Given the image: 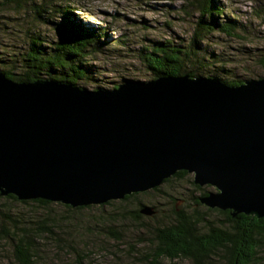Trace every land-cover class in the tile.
<instances>
[{"label": "water", "instance_id": "95a60500", "mask_svg": "<svg viewBox=\"0 0 264 264\" xmlns=\"http://www.w3.org/2000/svg\"><path fill=\"white\" fill-rule=\"evenodd\" d=\"M5 72L2 194L88 206L187 170L215 188L199 198L206 206L264 217V77L229 85L196 72L91 88Z\"/></svg>", "mask_w": 264, "mask_h": 264}, {"label": "trees", "instance_id": "16d2710c", "mask_svg": "<svg viewBox=\"0 0 264 264\" xmlns=\"http://www.w3.org/2000/svg\"><path fill=\"white\" fill-rule=\"evenodd\" d=\"M21 1L14 0V6ZM146 8L151 6L147 4ZM197 8L201 15L195 19L196 34L218 29L229 39L245 35L247 39L252 33L230 16L220 20L221 16L215 14L223 10L215 0H198ZM57 11L63 19L49 48L31 36L24 46L17 44L14 37L0 43V60L7 63L0 67L9 77L30 80L31 73L38 72L50 78L60 76L74 84L87 77L96 86L114 88L125 81H150L158 74L194 76L197 69H192L193 62L204 63L229 85L264 77V46L243 52L246 46L240 43L236 47L217 48L197 41L196 37L183 42L149 37L152 34L144 29L146 26H163V21L156 19L127 29L132 44L128 58L137 60V73L124 65L120 72H106V68L88 59V51L101 33L86 28L77 18L72 19L64 7ZM26 19L29 20L28 15ZM38 44L46 49L38 48ZM122 48L124 51L125 46ZM229 48H235L241 59L247 58L249 63L242 68L235 66L233 62L238 56L229 54ZM97 49L101 47L94 50ZM51 65L58 66L62 75L55 73ZM213 189L211 185L196 184L193 173L180 170L155 189L88 206L73 207L43 198L20 199L0 191V252L7 254L8 264H96L103 255H112L113 264H164L180 260L190 264H264V217L245 213L232 216L231 210L206 206L199 198ZM155 192L162 195L160 200H152L151 194ZM147 206L154 207L152 215L143 212Z\"/></svg>", "mask_w": 264, "mask_h": 264}, {"label": "rangeland", "instance_id": "374dc122", "mask_svg": "<svg viewBox=\"0 0 264 264\" xmlns=\"http://www.w3.org/2000/svg\"><path fill=\"white\" fill-rule=\"evenodd\" d=\"M0 1V43H4L9 38L14 37V41L17 44L24 46L29 40L24 31H28L31 37L43 42L49 48L50 44H52V39L54 40L57 37L59 29L55 23L46 25H42V23L52 22L57 19L58 7L56 4L46 5L42 0H23L15 7L14 0H9V2ZM58 1L65 4L67 9H72L78 15V21L95 28L96 32L101 33V35L96 36L98 39L97 43L88 51L91 53L88 59L91 63L93 62L95 65L106 68V72H120L124 65L126 69L137 73V60L128 58L131 54L132 44L130 45L129 43L130 37L127 29L135 28L139 22L143 23L153 19L162 20L163 22L160 25L164 22L167 23L165 28L146 26L144 29L150 32L149 34H152L149 37L163 36L165 38L179 39L182 42L196 37L197 41L206 44L211 43L217 48H227L230 45L236 47L240 43L246 46L243 52H248L251 47L264 46V0H215V2H218L216 4L223 10L222 13L219 11V13L215 14L221 16L219 17L220 20L230 16L233 22L241 21L244 28H246L245 31L252 32L251 35H247V39L244 38L246 35L241 36L242 40L241 37L239 39L235 37L229 39L225 33L219 32L218 29L204 34L200 32L196 34L198 28L195 24V19L201 14L194 0H111L103 5H99L96 0ZM191 2H194V5ZM147 4L152 9L146 8ZM19 5L22 6V9L19 8ZM15 8L16 10H14ZM3 15H7L8 18H3ZM27 15L29 16L28 21L26 19ZM8 19L10 20L8 21ZM180 21L184 28H182ZM145 30L142 29L141 31ZM97 46L101 47V49L94 50ZM119 46H125V50L117 51L115 47ZM227 52L238 56L236 62H233L235 66L242 68L243 64L249 63L247 58L245 60L241 59L242 55L240 56L235 48H229ZM3 64L7 63L0 60V65ZM191 67L192 69L196 68L197 73L200 75L219 77L218 74L211 73L213 70L210 67H206L204 63L199 65L193 62ZM227 73L221 72V74ZM111 74L114 75V73ZM128 74L125 72V76H128ZM79 83L83 86L88 85L91 88L97 87L87 77ZM161 196L158 192L151 194L152 200H160ZM144 203L151 205L147 200H144ZM119 250L123 252L122 247ZM112 258V255H103L102 258L97 259L96 264H113ZM8 263L7 254L0 252V264ZM164 264L190 263L186 260H180L165 261Z\"/></svg>", "mask_w": 264, "mask_h": 264}, {"label": "bare ground", "instance_id": "6f19581e", "mask_svg": "<svg viewBox=\"0 0 264 264\" xmlns=\"http://www.w3.org/2000/svg\"><path fill=\"white\" fill-rule=\"evenodd\" d=\"M43 1V3H45L46 5H53V4H56L57 5V7L60 9V11H62V8L64 7L65 8V12H66V14L68 15L69 14V16L72 18V19H74V18H78V15L77 14H75L74 12H73V10L72 9H67L66 8V5L65 4H62V2H56V3H52L51 1H49V0H42ZM97 1V3L99 4V5H103V4H105L107 1H111V0H96ZM216 3H218V2H216ZM38 13V12H37ZM201 14V13H200ZM4 18H8V17H6V16H4ZM177 18V17H176ZM63 18H62V16L59 14L58 16H57V19L56 20H53L52 22H43L42 23V25H46V24H49V23H55V25H56V27H58V26H60L61 25V20H62ZM181 22V21H180ZM181 24H182V22H181ZM85 25V27L87 28V27H89V25H87V24H84ZM163 26V28H165L166 27V25H165V23H163L162 24ZM182 26H183V24H182ZM59 28V27H58ZM182 28H184V26L182 27ZM60 29V28H59ZM184 31L185 32H187V30L186 29H184ZM24 33H25V35H26V37L29 39V40H31L30 39V32H28V31H24ZM28 40V41H29ZM27 41V42H28ZM34 47H35V45H34ZM38 48H45L46 49V47L44 46V47H41V45H39L38 44ZM115 49L117 50V51H123V48L121 47V46H119V47H115ZM89 55H91V53H88V56ZM51 67H52V69L55 71V73H58L59 75H62V72H61V70L58 68V66H56L55 68H54V66H52L51 65ZM30 70V68H28V71ZM24 72V71H23ZM32 75V77L31 78H28V79H32V80H37V79H54V80H57V81H61V77L60 76H57L56 78H50V77H47L46 75H43V74H40V73H38V72H32L31 73ZM3 75H5L6 77H8L9 76V74H6V73H3ZM158 76H160L159 74H158ZM14 80V79H13ZM245 81H249V80H245ZM215 189V188H214ZM213 189V190H214Z\"/></svg>", "mask_w": 264, "mask_h": 264}, {"label": "clouds", "instance_id": "9594fccd", "mask_svg": "<svg viewBox=\"0 0 264 264\" xmlns=\"http://www.w3.org/2000/svg\"><path fill=\"white\" fill-rule=\"evenodd\" d=\"M202 76H204V75H202ZM207 77H213V76H207ZM254 79V78H253Z\"/></svg>", "mask_w": 264, "mask_h": 264}]
</instances>
